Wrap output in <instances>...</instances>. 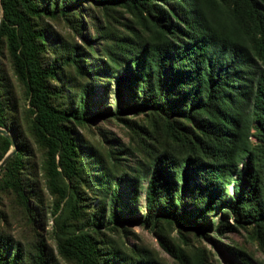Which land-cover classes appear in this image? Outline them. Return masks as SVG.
Wrapping results in <instances>:
<instances>
[{
  "label": "trees",
  "instance_id": "obj_1",
  "mask_svg": "<svg viewBox=\"0 0 264 264\" xmlns=\"http://www.w3.org/2000/svg\"><path fill=\"white\" fill-rule=\"evenodd\" d=\"M0 7V126L11 131L17 145L0 167V188L31 207L32 195L24 183L32 174L26 123L43 149L47 184L61 199L52 226L64 257L77 264H163L106 253L92 234L98 223L115 226L137 209L136 179L125 199L119 179L107 184L100 206L85 219L87 228L73 221L85 211L79 184L88 182L74 123L127 110L159 113L172 131L179 124L193 134L198 149L193 157L164 153L141 175L148 178L146 213L139 217L144 225L165 220L198 232L214 227L222 233L233 226L226 218L231 214L235 224L251 223L263 237L264 0H0ZM117 8L141 18L153 36L137 41L123 35L108 49L115 108L90 111L91 81L80 83L71 95L63 76V68L72 66L85 77L86 51L62 36L58 45H51L48 18L64 17L81 32L85 14L98 30L103 25L98 13ZM11 146L0 133V160ZM217 210L213 225L209 214ZM36 249L26 252L11 233L0 231V264H56L40 241Z\"/></svg>",
  "mask_w": 264,
  "mask_h": 264
},
{
  "label": "rangeland",
  "instance_id": "obj_2",
  "mask_svg": "<svg viewBox=\"0 0 264 264\" xmlns=\"http://www.w3.org/2000/svg\"><path fill=\"white\" fill-rule=\"evenodd\" d=\"M98 14L101 17L99 22L103 24L98 30H95L91 22L89 24L88 16L82 14L86 25L81 32H85V36L64 17L48 18L50 26L46 30V37L51 45H55L62 36L86 51L83 56L88 69L85 77L78 75L72 66L63 68L68 93L75 95L80 83L82 85L91 81L93 90L90 95V111L107 108L114 111L115 80L109 76L108 66L112 62L108 49H114V42L123 35L144 41L153 36V30L141 18L125 9L117 8ZM16 90L24 106L21 87L17 86ZM24 127L25 139L31 144L29 155L32 174L24 178L25 187L32 195L28 199L31 207L25 208L11 190L0 188V231L11 233L21 242L26 252H36V245L40 241L54 263L77 264L74 259L66 258L58 251L52 223L54 210L61 199L47 184L43 149L30 135L26 123ZM73 127L82 159L88 167L85 173L87 185L79 184L82 209L85 211L73 219L77 225L85 224L89 211L100 206L104 187L107 184L113 186L115 178L121 182L124 199L129 195L135 179L138 183L137 209L128 213L123 221H116L115 226L98 223L92 232L106 253L111 251V254L114 252L120 257L124 254L125 260L148 258L163 264H264V234L262 238L258 237L251 223L243 226L235 224L231 214H227L226 218L233 226L222 233L216 232L214 227L198 232L192 227H180L165 220H158L154 226H149L139 219L146 213L145 187L148 181L146 176L141 175L149 173L155 160L164 153L175 157L198 155L193 134L179 124L172 131L166 118L151 110H127L119 116L103 113L84 123H74ZM251 131H255L253 126ZM251 138L257 140L255 134ZM13 149L14 146H11L8 151ZM241 167L242 163L239 162L238 168ZM228 191L232 192L231 184ZM109 210L110 206H106V215ZM211 213L209 218L215 225L220 211ZM83 227L87 228L86 224Z\"/></svg>",
  "mask_w": 264,
  "mask_h": 264
},
{
  "label": "water",
  "instance_id": "obj_3",
  "mask_svg": "<svg viewBox=\"0 0 264 264\" xmlns=\"http://www.w3.org/2000/svg\"><path fill=\"white\" fill-rule=\"evenodd\" d=\"M0 133H3L5 135H7L9 137V139L11 140L12 144L14 145V149L11 150V151H8L4 157L0 160V167L3 165V163L6 161V159L11 155V153L17 149V145L15 143V140H14V137H13V134L11 133V131L5 127H1L0 126Z\"/></svg>",
  "mask_w": 264,
  "mask_h": 264
}]
</instances>
